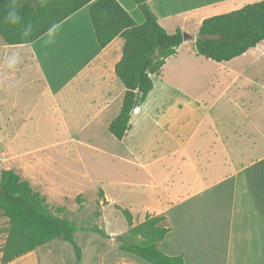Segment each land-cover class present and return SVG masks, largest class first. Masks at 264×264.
<instances>
[{
  "label": "crops",
  "instance_id": "0c3cea01",
  "mask_svg": "<svg viewBox=\"0 0 264 264\" xmlns=\"http://www.w3.org/2000/svg\"><path fill=\"white\" fill-rule=\"evenodd\" d=\"M117 1L138 25L144 23L137 4L132 0ZM146 1L169 34L182 30L193 37L167 60L166 67L172 59H179L184 46L194 44L205 19L264 0ZM1 40L0 68L5 75L1 74L0 90L6 92V97H17L7 99L11 101L9 105L14 102L17 113L23 111L19 97L28 92L41 95L36 102L45 97L54 102L60 113L58 122L66 129H79V134L92 126L108 129L120 114L126 88L116 76L115 66L122 59L124 40L117 37L101 48L89 5L32 44L10 46ZM191 52L199 57L194 49ZM263 55L264 41L226 63L202 57L220 68L213 74L223 82V87H206L201 95L206 101L182 90L162 74L157 79L153 76V90L133 111L130 128L119 141L123 153L117 157L139 171L161 164L164 181L153 186L159 190L158 206L145 209L167 218L171 232L159 248L175 235L176 244H168L164 252L182 256L185 264H264V153L258 150L264 143V78L260 73ZM232 93L239 101L231 100L234 106L230 109L239 110L244 120L235 131L221 133L218 124L214 120L206 122V118L215 102L229 99ZM52 117L58 123L55 113ZM20 118L23 123L30 119L23 115ZM71 122H75L74 128ZM153 141L172 144L164 159L173 157L187 163L184 171L177 172L180 186L175 196L171 190L176 176L164 159L154 158L144 164L140 161V145ZM39 249L9 264H40Z\"/></svg>",
  "mask_w": 264,
  "mask_h": 264
},
{
  "label": "rangeland",
  "instance_id": "374dc122",
  "mask_svg": "<svg viewBox=\"0 0 264 264\" xmlns=\"http://www.w3.org/2000/svg\"><path fill=\"white\" fill-rule=\"evenodd\" d=\"M193 49V42L184 46L179 59H172L161 74L182 90L195 93L200 101H206L207 98L201 96L207 91L206 87H223V82L213 74L218 73L220 68L190 53ZM183 58L181 63L179 60ZM262 68L260 73L264 78V65ZM2 73L5 75L0 68V78ZM232 94L230 100L225 97L215 102V108L206 118V122L214 120L221 133L235 131L244 120L239 110L230 109L233 103L239 101L238 96ZM5 95L6 92L0 90V174L3 170H13L22 180L28 181L35 192L46 198L51 212L77 223L82 230L75 235L82 249L81 264H149L139 257L121 252L118 237L145 221L149 211L145 208L155 209L158 206L159 190L153 186L164 181L165 176L159 169L161 164L139 171L117 157L122 155L123 147L107 128L92 126L79 134V129H66L58 122L59 109L46 97L36 102L41 95L26 92L19 97L23 111L17 113L14 102L9 105L17 97ZM7 99L11 101L8 103ZM52 113H55L59 124L52 120ZM22 115L25 119L30 118L28 122H21L24 120L20 118ZM71 125L74 128L75 122ZM210 137H213L211 132ZM171 145L156 141L140 145L143 152L140 161L144 164L154 158H165L173 147ZM258 150L264 153V143L258 146ZM164 164L170 166L171 173L176 176L171 190L175 196L179 190L176 187L180 186L177 172L184 171L187 163L168 157L164 159ZM117 206L132 213V226ZM149 212L153 217V210ZM9 228V220L0 211V264ZM165 242L160 248L162 252L168 244H176L175 235ZM38 256L40 264H77L73 246L60 240L40 248Z\"/></svg>",
  "mask_w": 264,
  "mask_h": 264
},
{
  "label": "trees",
  "instance_id": "16d2710c",
  "mask_svg": "<svg viewBox=\"0 0 264 264\" xmlns=\"http://www.w3.org/2000/svg\"><path fill=\"white\" fill-rule=\"evenodd\" d=\"M132 1L144 16L141 25L117 0H16L21 22L12 25L5 17L13 0H0V37L6 45L32 44L88 5L101 48H106L117 37L124 40L123 56L115 66V74L126 92L120 114L108 127L109 133L118 141L123 140L129 130L133 111L153 90L152 77L160 76L167 60L176 56L185 42L193 41V37L182 30L169 34L159 24L146 0ZM28 24L31 28L25 35L24 26ZM263 41L264 1H261L205 19L194 42V50L199 57L226 63ZM117 207L132 226V213ZM0 211L10 223L1 264H9L57 240L72 245L77 264H81L82 249L75 240L81 228L75 221L51 212L46 198L13 170H3L0 174ZM97 232L105 236L103 232ZM169 232L171 228L164 215H147L142 224L118 237L119 249L149 264H185L182 256H168L160 250L159 245Z\"/></svg>",
  "mask_w": 264,
  "mask_h": 264
},
{
  "label": "clouds",
  "instance_id": "9594fccd",
  "mask_svg": "<svg viewBox=\"0 0 264 264\" xmlns=\"http://www.w3.org/2000/svg\"><path fill=\"white\" fill-rule=\"evenodd\" d=\"M15 4H16V0H13V3L10 6L7 15L5 17V20L12 25H17L21 22V16L19 15L17 8L15 7ZM30 28H31L30 24L24 26L23 34L26 35L30 30Z\"/></svg>",
  "mask_w": 264,
  "mask_h": 264
},
{
  "label": "bare ground",
  "instance_id": "6f19581e",
  "mask_svg": "<svg viewBox=\"0 0 264 264\" xmlns=\"http://www.w3.org/2000/svg\"><path fill=\"white\" fill-rule=\"evenodd\" d=\"M220 65H224V64H220ZM135 112L139 113L138 111H135Z\"/></svg>",
  "mask_w": 264,
  "mask_h": 264
}]
</instances>
